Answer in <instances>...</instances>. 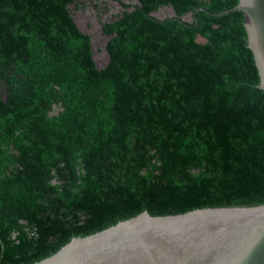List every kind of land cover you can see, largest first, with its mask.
<instances>
[{
  "label": "trees",
  "instance_id": "obj_1",
  "mask_svg": "<svg viewBox=\"0 0 264 264\" xmlns=\"http://www.w3.org/2000/svg\"><path fill=\"white\" fill-rule=\"evenodd\" d=\"M115 1L100 68L75 18L99 4L0 0V264L40 262L145 211L264 205L245 15H195L239 0ZM164 8L175 15L155 16Z\"/></svg>",
  "mask_w": 264,
  "mask_h": 264
},
{
  "label": "water",
  "instance_id": "obj_2",
  "mask_svg": "<svg viewBox=\"0 0 264 264\" xmlns=\"http://www.w3.org/2000/svg\"><path fill=\"white\" fill-rule=\"evenodd\" d=\"M200 10L213 16L244 13L264 90V0H239L223 12L197 8L195 15ZM34 264H264V205L169 216L145 211L96 234L73 238Z\"/></svg>",
  "mask_w": 264,
  "mask_h": 264
},
{
  "label": "rangeland",
  "instance_id": "obj_3",
  "mask_svg": "<svg viewBox=\"0 0 264 264\" xmlns=\"http://www.w3.org/2000/svg\"><path fill=\"white\" fill-rule=\"evenodd\" d=\"M132 4L138 3V0H127ZM94 4H99L101 10L89 8L75 12L76 21L83 32L92 36V44L95 61L100 68L105 67L109 61V55L106 50L108 37L102 32V25L105 22L115 19L122 12V7L115 0H93ZM90 5V1L88 2ZM175 13L171 8L161 9L155 13L159 19H166L174 16ZM185 20L192 22L191 15L185 17Z\"/></svg>",
  "mask_w": 264,
  "mask_h": 264
}]
</instances>
